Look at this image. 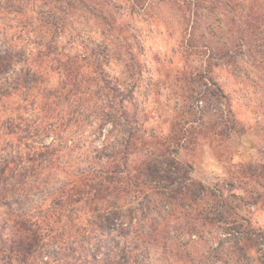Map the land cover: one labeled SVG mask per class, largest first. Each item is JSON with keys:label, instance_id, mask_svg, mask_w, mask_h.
Here are the masks:
<instances>
[{"label": "clouds", "instance_id": "1", "mask_svg": "<svg viewBox=\"0 0 264 264\" xmlns=\"http://www.w3.org/2000/svg\"><path fill=\"white\" fill-rule=\"evenodd\" d=\"M0 264H264V0H0Z\"/></svg>", "mask_w": 264, "mask_h": 264}]
</instances>
